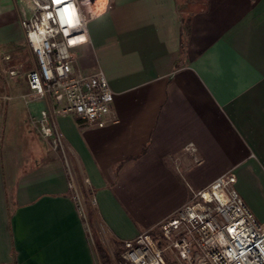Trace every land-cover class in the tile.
Segmentation results:
<instances>
[{
  "label": "crops",
  "instance_id": "obj_1",
  "mask_svg": "<svg viewBox=\"0 0 264 264\" xmlns=\"http://www.w3.org/2000/svg\"><path fill=\"white\" fill-rule=\"evenodd\" d=\"M77 1L88 39L74 67L104 72L112 113L103 126L60 115L27 80L0 92V264H102L93 233L133 238L227 172L264 222V0ZM29 13L0 0V49L16 60ZM70 181L94 198L90 222Z\"/></svg>",
  "mask_w": 264,
  "mask_h": 264
},
{
  "label": "built area",
  "instance_id": "obj_2",
  "mask_svg": "<svg viewBox=\"0 0 264 264\" xmlns=\"http://www.w3.org/2000/svg\"><path fill=\"white\" fill-rule=\"evenodd\" d=\"M70 2L80 21L71 28L59 18V10ZM28 5L30 13L20 19V25L32 52L26 74L29 96L50 102L55 113L103 126L113 102L107 78L100 68L83 72L74 67L73 50L88 39L78 1L28 0ZM79 35L86 40L70 43ZM8 73L15 75L16 70ZM37 121L41 135L51 136L46 108ZM53 144L58 145L57 138ZM234 184L235 175L227 172L193 190L187 202L157 224L121 242L120 264H264V222L256 219ZM167 249L176 263L166 260Z\"/></svg>",
  "mask_w": 264,
  "mask_h": 264
},
{
  "label": "rangeland",
  "instance_id": "obj_3",
  "mask_svg": "<svg viewBox=\"0 0 264 264\" xmlns=\"http://www.w3.org/2000/svg\"><path fill=\"white\" fill-rule=\"evenodd\" d=\"M29 51L30 49L27 48L26 55L29 56L28 59L24 58L23 60H16V57L18 59H22V57H25V53L19 51V49L17 52V49L13 47L8 48L7 51L6 49H0V92H2L3 94H9V88L6 86L8 85L7 83L10 82V79L13 81L11 83V88H16L20 90V87L25 86L24 83L26 80V74L28 69H25L24 65L27 62H31ZM4 69H7V71L15 69L16 73L15 75L11 76L8 72L4 73ZM72 192V196L79 207L78 209L81 215L86 217V220L90 222L91 213L89 212V209L91 207H94L95 205L93 196L91 194L87 196L84 192V189L81 188L79 185H74V182L72 186ZM92 236L95 241V247L97 248L98 254L101 257L102 264H120L121 255L123 253L122 243L113 242L110 239L108 240V238L107 240L102 239L99 242V239L94 233ZM164 254L166 260L169 263H176V259L172 251L167 249L165 250Z\"/></svg>",
  "mask_w": 264,
  "mask_h": 264
},
{
  "label": "clouds",
  "instance_id": "obj_4",
  "mask_svg": "<svg viewBox=\"0 0 264 264\" xmlns=\"http://www.w3.org/2000/svg\"><path fill=\"white\" fill-rule=\"evenodd\" d=\"M54 2L59 4L58 0H54ZM59 18L62 23L67 24L70 28L80 23L79 19L77 18L76 9L71 2L66 4L62 9L59 10ZM85 40H86L85 35H79L75 37L74 39H72L70 43L75 44L78 41L83 42Z\"/></svg>",
  "mask_w": 264,
  "mask_h": 264
},
{
  "label": "snow or ice",
  "instance_id": "obj_5",
  "mask_svg": "<svg viewBox=\"0 0 264 264\" xmlns=\"http://www.w3.org/2000/svg\"><path fill=\"white\" fill-rule=\"evenodd\" d=\"M62 2V0H58V3H61Z\"/></svg>",
  "mask_w": 264,
  "mask_h": 264
}]
</instances>
